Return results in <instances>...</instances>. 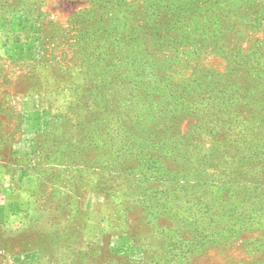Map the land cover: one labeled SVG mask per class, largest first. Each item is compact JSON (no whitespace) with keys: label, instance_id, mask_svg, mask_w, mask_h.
I'll return each instance as SVG.
<instances>
[{"label":"rangeland","instance_id":"rangeland-1","mask_svg":"<svg viewBox=\"0 0 264 264\" xmlns=\"http://www.w3.org/2000/svg\"><path fill=\"white\" fill-rule=\"evenodd\" d=\"M0 50L3 104L80 93L22 128L43 159L0 264H264V0H0Z\"/></svg>","mask_w":264,"mask_h":264},{"label":"crops","instance_id":"crops-1","mask_svg":"<svg viewBox=\"0 0 264 264\" xmlns=\"http://www.w3.org/2000/svg\"><path fill=\"white\" fill-rule=\"evenodd\" d=\"M7 57V53L0 50V72ZM73 79L71 74H54L45 84L40 78L30 91L13 92L9 102H0V108L4 107L6 112L0 109V226L17 229L20 233L31 228L34 185L26 159L34 155L43 159V155L23 140L22 128L25 133L28 128H45L58 122L66 109L79 100V89ZM3 117L7 119L5 126ZM8 135L12 137L11 144L7 142Z\"/></svg>","mask_w":264,"mask_h":264}]
</instances>
